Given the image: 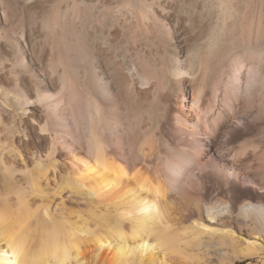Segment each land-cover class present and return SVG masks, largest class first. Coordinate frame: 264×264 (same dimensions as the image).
Returning a JSON list of instances; mask_svg holds the SVG:
<instances>
[{
	"label": "rangeland",
	"instance_id": "rangeland-1",
	"mask_svg": "<svg viewBox=\"0 0 264 264\" xmlns=\"http://www.w3.org/2000/svg\"><path fill=\"white\" fill-rule=\"evenodd\" d=\"M216 1L0 0V212L9 219L20 210H37L42 219L49 207L45 217L51 222L42 219L47 224L102 229L99 216L92 214L101 209L72 181L92 161L87 124L96 110L111 123L107 152L128 173L125 182L133 184L132 174L142 157L136 145L139 130L128 139L123 125L139 113L137 123H145L155 139L165 142L166 154L174 152L170 154L174 158L184 151L176 156L181 162L173 159L178 170L183 169V175L175 174L177 180L183 177L207 190L221 183L209 173L215 174V155L208 139L216 137L229 156L239 144L264 140V0H224L231 7V18L218 10ZM16 43L27 71L36 76L43 72L51 85L40 99L30 74L13 67ZM192 55L198 57L189 63ZM175 67L181 68L180 75L171 72ZM199 87L202 113L195 114L189 105ZM16 94L29 104L20 109ZM226 121L233 127L226 129ZM163 149L161 162L168 171ZM198 154L201 159L194 162ZM246 155L235 185L240 200L254 195L252 178L264 189V178L255 176L259 162ZM183 160L185 167L180 164ZM202 162L211 168L204 172L203 186L198 168ZM141 167L155 179L150 168ZM56 170L53 183L50 178ZM16 188L26 189V194L17 196ZM222 249L201 264L231 257L228 248ZM179 256L169 263L197 264Z\"/></svg>",
	"mask_w": 264,
	"mask_h": 264
},
{
	"label": "bare ground",
	"instance_id": "bare-ground-1",
	"mask_svg": "<svg viewBox=\"0 0 264 264\" xmlns=\"http://www.w3.org/2000/svg\"><path fill=\"white\" fill-rule=\"evenodd\" d=\"M216 2L218 10L224 16L231 18L230 5L224 0ZM145 5L149 9V6ZM260 25L259 23L258 26ZM15 47L17 54L13 67L27 71L25 59L17 43ZM194 55L189 56L191 57L188 59L189 63L198 57ZM176 62L179 63V60L176 59L175 64ZM171 72L174 75H180L182 70L180 67H175L171 69ZM27 73L30 74L35 90L38 92V99L46 96L45 89L51 85L46 83V76L43 72L40 76L33 75L29 71ZM202 97L203 90L199 87L189 105L195 114L202 113ZM14 100L20 109L29 104L19 94L14 96ZM100 113L101 111L96 110L95 115L88 118L87 135L92 161L85 163L83 171L78 174L77 179L75 177L72 181L77 189L86 193L84 195L87 196L88 201H95L96 204H94L101 209L97 210L98 214L95 211L91 213L93 216H99L97 219L102 229L92 230L87 226L79 228L72 225L66 227L62 222L47 224L42 219L50 221L46 218L49 217L47 216L49 207L43 212L42 219L37 218V210L34 212L20 210L9 219L0 212V264H170L169 262L174 260V257L180 258L179 255L201 264L204 261L203 258L211 259L218 256L217 254L223 251V247L228 248L231 257L228 258V255L223 253V256L227 257L221 258V256L217 264H264V194H261L264 189L259 182H256V179L252 178L251 184L256 189L253 191L254 195H247L245 199L240 200L236 197L237 186H235L241 168L245 167L241 159L248 153L259 162L256 168L260 169L257 170L255 176L258 180H263L264 138H261L263 141L238 143V149L235 148L237 149L235 153L231 150L234 154L229 156V151L222 152L217 138L211 136L212 138H209L207 143L215 155L214 169H212L215 174L209 170L211 168L208 163L202 162L198 165L202 173L200 182L203 186L207 175L204 172L209 170L214 179L221 183L218 182L219 184L211 190H207L205 186L200 189L198 183L188 179L183 180L182 176V180L179 179L181 181L177 180L175 174L178 176L183 169L178 170L176 161L174 162L173 159L182 155L184 151L179 152V155H173L174 158L170 156L174 152L166 154L165 142L160 138L155 139L153 134L148 132L145 123L138 124L137 122L140 121L136 120V117L139 113H134L135 115L130 116L124 122L123 129L128 139L134 137L136 129L139 130L141 138L136 145L142 159L137 158L140 159V167L146 165L147 170L150 168L155 179L152 180L146 171L140 170L139 167L132 174L131 180L134 182L130 184L125 182L128 176L126 170L107 152L110 146L106 132L109 131L111 123L104 115H101L103 113ZM231 127L233 126L228 123L225 128ZM39 130L43 132L42 129L39 128ZM227 133L229 134V131ZM196 134L199 135L197 132ZM234 134L230 132V137L235 136ZM227 136L229 135L225 138ZM230 137H227L229 141ZM227 143H225L226 150L229 149ZM112 144L115 145L114 141ZM162 149L165 150L164 156L169 165L167 166L168 171L161 162ZM30 157L35 159L34 156ZM232 157L235 160L230 161ZM200 159L198 154L194 162H199ZM189 160L187 162H190ZM221 161L225 165L220 164ZM184 162L183 160L180 164L186 165ZM226 162L232 166L229 167ZM35 163L39 166L38 161L35 160ZM255 164L258 165V163ZM56 176L57 170L50 178L53 183L56 182ZM36 188L41 191L39 186ZM183 188L189 189L191 193L183 192ZM16 189L17 196L21 197L24 193L26 194V189ZM211 223L217 225L213 226ZM201 250H204L203 254Z\"/></svg>",
	"mask_w": 264,
	"mask_h": 264
}]
</instances>
